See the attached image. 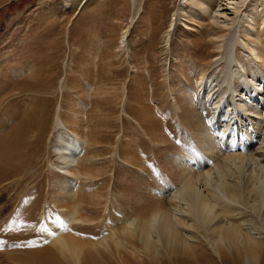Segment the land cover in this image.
Returning a JSON list of instances; mask_svg holds the SVG:
<instances>
[{"label":"rangeland","instance_id":"374dc122","mask_svg":"<svg viewBox=\"0 0 264 264\" xmlns=\"http://www.w3.org/2000/svg\"><path fill=\"white\" fill-rule=\"evenodd\" d=\"M206 3L216 10L217 0ZM246 4L242 13L217 27L201 11L191 14L184 0H0V133L27 106L11 92V83L30 80L42 68V80L56 76L60 118L69 115L79 122L82 135L95 145L87 152L96 160L87 174L69 177L73 198L58 190L44 163L37 166L41 178L33 182L37 192L0 191V264H38L56 256L55 264H80L84 251L74 253L84 250L79 245L92 249L102 239L111 243V232L128 217L149 213L160 203L167 207L186 169L195 177L214 167L215 162L197 166L196 154L202 161L207 153L214 160L218 152L238 154L240 143L242 154L250 146L262 147L264 137L251 128L252 115L233 103L237 95L248 101L252 89L261 88V103L251 99L249 104L263 113V58L250 55L249 44L242 46ZM203 30L219 38L216 44L206 42L208 49L200 55L191 46L206 39ZM253 34L246 38L254 39ZM179 102L196 113L201 136L181 122ZM52 144L53 138L49 148ZM250 213L245 219L251 222ZM194 225L187 237L179 233L186 253L161 240L147 245L138 240L135 251L123 246L107 257L95 256L102 264L106 258L112 264H220L208 253L207 234ZM55 238L59 243L49 244ZM63 239L77 242H68L67 250ZM37 242L46 247L34 254ZM229 264H264V255Z\"/></svg>","mask_w":264,"mask_h":264},{"label":"bare ground","instance_id":"6f19581e","mask_svg":"<svg viewBox=\"0 0 264 264\" xmlns=\"http://www.w3.org/2000/svg\"><path fill=\"white\" fill-rule=\"evenodd\" d=\"M206 1L184 0V4H189L191 14H195L194 11L197 9L208 17L210 16L209 18L214 20L217 27H223L220 26L221 23L231 21L230 17L234 18L240 12L242 13L241 9L245 2L247 3L246 9L243 11V19L246 23V26L243 24L246 27L245 34H243L245 41L243 45L242 42L240 43L242 46H245L246 43L249 44L245 47L249 46L247 49L251 50V52L249 51L250 55L251 53L255 54L257 60L259 57L263 58L260 64L264 67V0H217L215 11L209 10L210 6ZM214 1L216 2V0ZM237 18L240 19V17ZM132 21L133 19L130 23ZM207 30H203V33H207L206 39L202 34L201 37L204 39L195 40L191 46L193 50L200 52V55H203V52L208 49L206 42L216 44L215 40L219 38L218 33L213 31L214 33L211 34L212 30L211 32ZM217 30L219 29L217 28ZM253 32L255 33L252 36L254 39L248 40L246 34L252 35ZM125 34L120 38L122 44L125 43ZM40 72H36L31 79L28 77L30 80L23 79L21 82L11 83V92L21 95L27 106L22 116L20 114L11 124L9 121L8 129L0 133V191L3 193L17 188L20 192H34L35 189L37 192L39 189L37 190L38 187H35L36 181L34 182V180H37L36 177L41 178V174L37 173V166L44 163V168L55 179L54 185L58 190L65 193L66 199L73 198L68 195L72 192L71 188L67 186L69 177L78 178L82 176L81 172L87 174L88 170H91L89 165L95 158L87 150L89 151L95 145L92 140L90 144L85 138L87 136L82 135L81 126L79 128V122L75 118L69 115L65 116V121L72 128L60 118L59 88L55 87L56 76L52 74L49 79L46 77L47 80H42ZM7 82L8 79L5 78L3 83ZM247 88L249 89V87ZM260 90L261 88L254 87L248 95V101L237 95V100L233 99L235 100L233 103L238 110L246 108L248 115H252L250 122L253 127L251 128H254L263 138L264 109H262L263 113H260L257 104H249L251 99L261 103ZM255 98L256 100H254ZM182 103L179 102L177 107L181 113V122L201 136V124L196 113ZM211 122L213 121L211 120ZM51 138H53V144L49 148ZM230 144L232 145L231 142ZM227 147L231 148L232 146ZM238 147L240 148H235L237 152L239 151L238 154L220 156L218 152L216 153L217 158L214 160L212 159L215 157L214 155L211 157L207 153L202 161L201 154H196L197 157L192 158L197 166L202 167L207 162H215L214 167L195 177H189V170L186 169L183 173L184 181H181L182 184L178 186L176 193L168 200L167 207L160 203L158 206H150L149 213L142 210V212H136L134 218L128 217L123 221L125 224L111 232L113 234L111 243L102 239L101 242L96 243L98 247L92 249L89 244L79 245L84 250L75 249L74 253L84 251V255L80 254L82 255L80 264H102L97 261L95 255L107 257L112 255V252H117V247L121 249V247L127 246V249L135 251L134 244L138 240L146 245L148 242L151 243V240H156L155 242L161 240L163 246L170 247L169 249L174 251L177 250L179 253H186L179 233L187 237L190 234V229H193L196 223L207 234L204 237L209 241L207 244L208 253L214 254L216 261L220 264L238 263L243 258L248 261V258L256 259L257 256L264 255V144L261 148L250 146V150L246 154H244L245 152L240 153L244 147L243 143H240ZM208 152L212 151L209 149ZM51 158H54L56 163L52 162ZM196 168L198 169V167ZM59 175H61L60 181ZM62 203L64 202L62 201ZM74 208L73 210L77 209ZM249 211L254 218L251 222L246 220ZM51 237L52 235L48 234L47 241ZM41 239L43 240V238ZM75 239L74 241H76ZM66 240L63 239L60 242L63 243L62 248L68 250V242L74 241ZM195 241L199 242V239ZM51 243L58 244L59 239L55 238L49 244ZM87 246L90 249H87ZM44 247L46 246L37 242L35 248L31 250L34 254H39ZM189 248L191 249V247ZM136 251L139 252L137 248ZM203 257L206 256L203 255ZM56 258L59 261L57 256ZM106 259L107 264H112L109 258ZM56 260L45 257L38 264H55Z\"/></svg>","mask_w":264,"mask_h":264}]
</instances>
